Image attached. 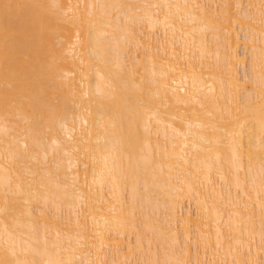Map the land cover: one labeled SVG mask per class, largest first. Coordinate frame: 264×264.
Returning a JSON list of instances; mask_svg holds the SVG:
<instances>
[{
    "label": "bare ground",
    "instance_id": "bare-ground-1",
    "mask_svg": "<svg viewBox=\"0 0 264 264\" xmlns=\"http://www.w3.org/2000/svg\"><path fill=\"white\" fill-rule=\"evenodd\" d=\"M137 257L264 264V0H0V264Z\"/></svg>",
    "mask_w": 264,
    "mask_h": 264
},
{
    "label": "rangeland",
    "instance_id": "rangeland-1",
    "mask_svg": "<svg viewBox=\"0 0 264 264\" xmlns=\"http://www.w3.org/2000/svg\"><path fill=\"white\" fill-rule=\"evenodd\" d=\"M240 32H241V36H242V39H241L242 45L240 47V52L242 53L241 54L242 56L243 55L244 56L246 55V57H245V59H246V66H245V68L241 67V69H240V73H241L240 76L242 75V77H246V81L249 84H252V79L253 78H252V74H251V71H250V60H251V56H250V53L249 52H247L246 54H244V47H245L244 43H245V41L247 39L246 38L247 37L246 36L247 30L241 29ZM126 194H128V193H126ZM38 205H40V204H38ZM191 208L194 209V205H192ZM135 235H136L135 233H132V239L133 240H135ZM136 260L138 261L139 264H143V259L141 257H137Z\"/></svg>",
    "mask_w": 264,
    "mask_h": 264
}]
</instances>
